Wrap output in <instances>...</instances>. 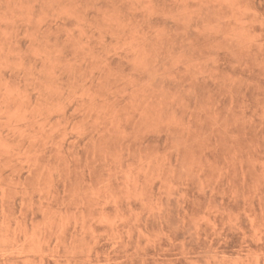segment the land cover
<instances>
[{"label":"rangeland","instance_id":"obj_1","mask_svg":"<svg viewBox=\"0 0 264 264\" xmlns=\"http://www.w3.org/2000/svg\"><path fill=\"white\" fill-rule=\"evenodd\" d=\"M0 264H264V0H0Z\"/></svg>","mask_w":264,"mask_h":264}]
</instances>
